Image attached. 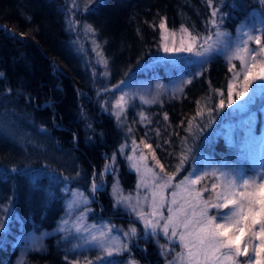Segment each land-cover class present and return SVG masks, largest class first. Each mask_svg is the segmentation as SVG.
<instances>
[{"label": "trees", "instance_id": "1", "mask_svg": "<svg viewBox=\"0 0 264 264\" xmlns=\"http://www.w3.org/2000/svg\"><path fill=\"white\" fill-rule=\"evenodd\" d=\"M213 8L219 9L218 20L223 14L220 27L230 37L243 25H264L260 0H213L212 7L208 0H0V218L8 209L6 227L0 228V264H12L22 234L49 231L43 250L29 252L23 264H71V239L53 229L66 213L70 191L77 188L89 195L88 188L103 175L120 141L114 120L101 110L104 78L94 62L95 51L107 61L104 72L110 84L152 76L165 80L163 73L151 69L161 19L169 32L183 25L205 36L215 31L208 23ZM232 77L228 61L210 52L177 100L164 102L153 118L147 112L144 124L131 130L136 140L151 145L152 154L175 181L206 163L248 172L240 116L227 106L217 108L222 98L217 90L225 99ZM261 107L264 98L248 109L256 112L254 133L264 122ZM208 109H213L211 115ZM200 110L203 115L197 117ZM231 126L233 131H228ZM186 144L191 151L181 166ZM118 178L122 187L131 185L132 173L125 164L119 163ZM98 203L105 207L102 215L110 211L107 195H99L87 206V220L102 219ZM119 214L106 215L107 221L126 224ZM140 239H132L129 253L138 264H159L152 245ZM128 256L125 252L115 260L121 264Z\"/></svg>", "mask_w": 264, "mask_h": 264}, {"label": "rangeland", "instance_id": "2", "mask_svg": "<svg viewBox=\"0 0 264 264\" xmlns=\"http://www.w3.org/2000/svg\"><path fill=\"white\" fill-rule=\"evenodd\" d=\"M176 31L175 41L177 45L181 37V33ZM239 32L234 33L233 36H229L232 47L235 46L237 42V36ZM90 38V37H89ZM86 38L91 46V39ZM172 37H169L167 41L171 46ZM243 39V37H242ZM249 47L251 49H257L256 44L249 42ZM258 50V49H257ZM212 52L219 53L225 60L228 61V56L231 54L230 49L217 48ZM97 51L94 53V62L102 68V89L103 93L101 96V110L107 116L114 120L116 126L119 129L120 141L116 148V152L107 158V165L104 168L103 175H98L93 183L100 185L99 189L93 192L92 185H90L89 196L84 194L81 190L73 188L68 194V198L65 203V215L63 219L57 223L53 231L56 233H62V238H70L71 243L68 247V251L72 258L70 259L71 264H119L118 260H115L117 257L125 254L121 252L119 255H113L112 257H107L102 248L96 242L91 241L89 235L90 232H95L99 234L101 230L105 232V237H103L100 243H103L105 246H118L119 244L127 243L130 251V244L132 242L131 233L129 229L135 227L137 232L136 236L141 237V241L145 244H151L157 257V262L159 264H168L169 260H172L176 254L182 249L180 248L179 241L177 238L170 239L166 237L163 232L160 230L163 225V221H160V227L156 230V235L151 234V229L146 232H142V228L145 229L144 220L140 219L139 213L144 212L146 215L151 212V193L154 190V185L161 183L160 179H155L153 173L156 177L166 179L168 173L161 172L160 166L156 164L157 159H153L152 149L145 147V142L142 139L136 140L134 138L133 127L141 126L144 124V120L147 118V112L150 114V117L153 118L155 115L159 114V108L166 101L177 100L183 89V86L191 80V78L199 73L201 67L207 61L209 53L206 54V57H196L190 53H165L161 48L160 44L158 49H156V55L152 57L151 63L154 64L151 69H154L156 72H161L165 75L166 79H160L156 76H152L144 80H124L123 83L118 82L115 84H110L107 80L105 71V64L101 62L100 56L97 55ZM148 66H151L152 64ZM232 64L237 65L236 71H240V61L233 60ZM160 68V69H159ZM234 75V72H232ZM240 80L243 79L241 75ZM264 82H255L254 85L250 88L249 93L242 99L236 100V102L230 107L226 106L231 111H234L236 115L240 116L238 126L242 127V143L244 145V155L246 162L249 166L248 172L241 173L243 175H253L254 172L264 170V122L259 124L258 132L255 131L256 123V112H249L254 105H258L262 102L264 98V86H261ZM119 85L117 88L116 86ZM121 95H125L127 104L124 107V110L121 112L115 107L116 101ZM227 96V95H226ZM235 99V96L233 97ZM227 97L225 98V101ZM144 101H149L144 103ZM260 107V106H259ZM141 113L145 119H141ZM261 114H264V107L260 108ZM237 126V125H235ZM234 127H229L228 131H233ZM146 135L149 133L157 131H143ZM143 141L144 143H141ZM135 142V143H133ZM144 156L145 159L141 160L140 157ZM132 157V160H129L128 157ZM125 164L128 172L132 173V179L130 186L127 188L122 187L120 180L118 178V165ZM133 164H136L139 168L137 171L136 167H133ZM161 165V164H160ZM204 167V166H203ZM151 169L152 172L146 171V169ZM226 169V168H225ZM217 170V172H230L228 169L223 170V168H216L209 166L207 163L204 168H199L195 174L189 173L178 181L172 180V187L164 189V196L166 200L170 201L172 199V192L177 191L174 185L178 184L185 177L195 178V175H203L204 172H211ZM106 174V176H105ZM109 176V178L107 177ZM108 178V180H106ZM208 182V181H207ZM200 182L198 189H204L207 187V195L204 196L206 199H210L215 196V193L211 190V185L217 183L215 178H212V181ZM92 183V184H93ZM118 185V193H114L113 185ZM195 187V186H194ZM219 191V188L217 189ZM74 193H83V196L87 199V204L83 203L81 200L78 206L72 208L71 210L67 209V205L73 200ZM106 194L109 199L110 211L107 212V216H114L112 213L118 212L119 215L127 219L126 224H113L107 221V216L102 215L105 212V207L102 204L97 205L99 210V216L102 219H99L95 222L94 219L87 220L90 210L88 205L91 203V200L97 199L99 195ZM122 197L123 200L120 204H117L116 201L118 198ZM77 199H79L77 197ZM87 209V210H85ZM227 212L228 210H221ZM160 212L165 216L167 215V207L161 208ZM81 213L83 215L81 216ZM215 214V213H212ZM8 216V211H5L0 218V221H5ZM151 218V217H149ZM67 220V224H63L64 231H60L59 228L62 225V222ZM136 222L141 224V229L137 228ZM82 227V231L77 233L75 227L77 225ZM51 232V231H49ZM47 232V233H49ZM47 233L40 234H22L19 237V250L16 258L12 264H23L25 261V256L32 251H41L43 250V239ZM127 233V235H126ZM143 233V234H142ZM135 236V237H136ZM35 241V243H34ZM248 243V252L246 255H242L244 260L239 261V264H248L249 259L255 264L256 256L254 252V246L260 244L258 238H250V234H246L242 237V243ZM163 245V249L161 248ZM126 252L129 256L122 261L121 264H127L129 260L138 264V262L133 258L132 254ZM163 253V254H162ZM68 254V255H69ZM69 256V258H70ZM100 257V258H98Z\"/></svg>", "mask_w": 264, "mask_h": 264}, {"label": "snow or ice", "instance_id": "3", "mask_svg": "<svg viewBox=\"0 0 264 264\" xmlns=\"http://www.w3.org/2000/svg\"><path fill=\"white\" fill-rule=\"evenodd\" d=\"M208 3L209 7H212L213 0H208ZM260 4L264 9V0H260ZM218 13L219 9L213 8L208 23L215 31L209 30L205 36L194 34L182 25L179 29L181 37L178 45L175 41L176 33L174 31L169 32L165 21L161 19L159 24L161 30L160 48L165 53L186 52L196 57H206L207 53L217 48L230 49L231 54L228 56L229 71L234 72V75L227 85L226 101L223 98V93L217 90L218 95L222 97L218 101L217 108L224 109L226 103L230 107L236 100L244 98L255 82H264V41H262L264 25H243L238 29L237 42L232 47L228 38L229 34L222 31L220 27L223 22V14L219 15L218 20ZM261 15L264 16V11L261 12ZM85 29L94 32L91 25H85ZM169 37L173 38L171 46L167 42ZM249 42H254L258 50L251 49ZM97 55L100 56L101 62L106 66L107 61L103 59V56L100 53H97ZM233 60L240 61V71L235 70L236 66L232 64ZM241 75L243 76L242 80L239 79ZM261 86H264V84ZM116 87L118 88L119 85ZM180 91H183V89H180ZM148 102L144 101V103ZM126 104L125 95H121L116 101L115 107L122 112ZM212 111L213 109H208L209 115ZM140 115L141 119H145L143 113ZM202 115L203 110L197 111V117ZM165 119H167V116H165ZM194 120L195 117L188 121L189 127L187 130L189 132H191ZM141 143L144 142L141 141ZM145 147L151 149L149 144H145ZM190 151L191 148L186 144L180 157L181 166L188 159ZM128 159L132 160L133 158L130 156ZM140 159L144 160L145 157L142 155ZM153 159H156L155 155H153ZM156 164L160 166L161 172H163L164 168L160 165L159 160H156ZM133 167H136L139 171L136 164H133ZM13 171H16V169H13ZM146 171L152 172L150 168ZM176 171H179V167ZM207 176H212L217 181V183L211 185V190L215 193V196L210 199H205L203 196V193L208 191L207 187L204 189L194 187ZM153 177L160 179L162 182L154 185V190L151 193V212L147 215L140 212L139 217L144 220L146 235L147 230L151 229V234L155 236L162 220L163 225L160 230L163 234L169 237L170 233V239H178L182 251L178 252L172 260H169L168 264H239L237 258L246 255L248 252V243H242V237L246 234H250V238L260 240V244L254 246L255 264H264V170L254 172L250 176L243 175L235 170L219 173L217 170H213L204 172L203 175H195V178L185 177L174 185L177 191L172 192L170 201L166 200L164 189L173 186V175H168L166 179H163L156 177L153 173ZM91 187L95 192L100 185L94 182ZM218 188L219 191H217ZM113 191L118 193L117 184L113 185ZM73 197V200L67 205L68 210L78 206L81 200L87 204V199L83 196V193H74ZM122 200L123 198L120 197L116 203L120 204ZM164 207H167L166 216L160 212V209ZM211 209H216V213H210ZM225 209L228 211H221ZM82 215L83 213H81ZM67 223L68 221L64 220L59 230L64 231L63 224ZM4 227H6V224L0 221V228ZM75 231L80 233L82 227L78 224ZM129 232L131 237L135 238L136 228H130ZM89 235L91 241L96 242L107 257L129 251L127 243L119 244L116 242L118 245L116 247L105 246L100 243L101 239L105 237L103 230L99 234L90 232ZM163 247L161 245L162 249ZM89 264H91L90 261ZM127 264H135V262L129 260ZM248 264H253L251 259H249Z\"/></svg>", "mask_w": 264, "mask_h": 264}]
</instances>
